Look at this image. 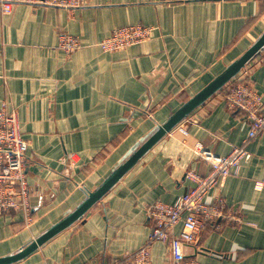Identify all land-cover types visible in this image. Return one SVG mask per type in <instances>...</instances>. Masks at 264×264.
<instances>
[{
	"label": "crops",
	"instance_id": "0c3cea01",
	"mask_svg": "<svg viewBox=\"0 0 264 264\" xmlns=\"http://www.w3.org/2000/svg\"><path fill=\"white\" fill-rule=\"evenodd\" d=\"M131 24L155 30L123 50L99 48L111 30ZM61 32L81 47L70 55L58 49ZM263 33L264 0H87L72 12L15 3L8 14L0 5V107L17 112L29 143L25 174L33 216L30 224L20 212L0 216V258L75 211ZM247 67L264 109V48ZM247 132L243 112L230 110L217 91L81 219L12 264H111L135 252L151 232L147 206L188 192L194 183L187 171L208 174L197 145L218 156L243 146L250 158L205 197L240 223L206 224L199 245L185 247L186 256L200 264H264V132L251 139ZM150 260L171 264L167 244L152 243Z\"/></svg>",
	"mask_w": 264,
	"mask_h": 264
},
{
	"label": "built area",
	"instance_id": "2783aa9c",
	"mask_svg": "<svg viewBox=\"0 0 264 264\" xmlns=\"http://www.w3.org/2000/svg\"><path fill=\"white\" fill-rule=\"evenodd\" d=\"M87 0H0L4 14L11 12L15 3L34 6L57 7L70 12L82 8ZM155 27L131 24L115 27L110 34L98 43L103 52H114L149 40ZM81 47L79 39L61 32L58 35L57 48L70 55ZM249 64V63H248ZM248 64L218 92L232 111L243 112L248 123L247 138L251 139L264 132V109L262 96L249 84ZM29 143L22 136L18 114L15 110L0 107V216L12 211L20 212L24 222H32L30 205L31 190L25 174L26 152ZM199 157L210 167L207 175L201 176L187 171L185 177L194 185L180 195L173 203L159 200L147 206L151 223V232L144 245L135 252H125L123 258H114L111 264H151L150 247L160 241L167 244L171 264H200L196 259L186 256L187 246H198L205 225H216L222 218L240 223V218L224 214L217 206L205 201L206 195L226 177L237 175L242 161L250 158L245 147H233L224 156H218L201 145H197ZM181 228L177 232L176 228ZM200 249V248H199Z\"/></svg>",
	"mask_w": 264,
	"mask_h": 264
},
{
	"label": "water",
	"instance_id": "95a60500",
	"mask_svg": "<svg viewBox=\"0 0 264 264\" xmlns=\"http://www.w3.org/2000/svg\"><path fill=\"white\" fill-rule=\"evenodd\" d=\"M264 48V33L257 41L236 61L229 65L221 74H219L205 88L198 92L194 97L189 99L181 108H179L166 122L158 126L157 130L145 142L136 149L113 173L109 176L100 187L94 192L88 194L87 199L69 216L52 226L45 233L37 237L19 252L0 258V264H12L17 262L32 252H34L43 243L70 226L98 202L110 188L167 132H169L178 122L186 117L193 109L200 105L212 94L216 93L224 84L232 79L253 57H255Z\"/></svg>",
	"mask_w": 264,
	"mask_h": 264
},
{
	"label": "trees",
	"instance_id": "16d2710c",
	"mask_svg": "<svg viewBox=\"0 0 264 264\" xmlns=\"http://www.w3.org/2000/svg\"><path fill=\"white\" fill-rule=\"evenodd\" d=\"M262 50H263V49H262ZM262 50H261V51H262ZM261 51H260V52H261Z\"/></svg>",
	"mask_w": 264,
	"mask_h": 264
},
{
	"label": "rangeland",
	"instance_id": "374dc122",
	"mask_svg": "<svg viewBox=\"0 0 264 264\" xmlns=\"http://www.w3.org/2000/svg\"><path fill=\"white\" fill-rule=\"evenodd\" d=\"M33 217V216H32Z\"/></svg>",
	"mask_w": 264,
	"mask_h": 264
}]
</instances>
